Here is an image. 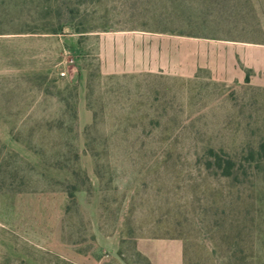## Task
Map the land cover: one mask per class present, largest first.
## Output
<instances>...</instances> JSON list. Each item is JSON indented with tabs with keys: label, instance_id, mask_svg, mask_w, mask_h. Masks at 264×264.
I'll use <instances>...</instances> for the list:
<instances>
[{
	"label": "rangeland",
	"instance_id": "obj_1",
	"mask_svg": "<svg viewBox=\"0 0 264 264\" xmlns=\"http://www.w3.org/2000/svg\"><path fill=\"white\" fill-rule=\"evenodd\" d=\"M165 41L262 44L264 0H0V264H264L263 72L177 75Z\"/></svg>",
	"mask_w": 264,
	"mask_h": 264
},
{
	"label": "crops",
	"instance_id": "obj_2",
	"mask_svg": "<svg viewBox=\"0 0 264 264\" xmlns=\"http://www.w3.org/2000/svg\"><path fill=\"white\" fill-rule=\"evenodd\" d=\"M216 45L214 48H210V52H207L206 47L197 49L195 45V51L189 53L187 51V45L189 43L180 41L178 48L172 49L170 42L165 41L162 44L163 52V69H173L174 74L181 76L193 75L198 68L204 66L211 72L218 75L222 81L230 82L234 80H242L241 67L252 69L259 72H263L264 75V43L249 44L246 41L228 42L223 41ZM245 45H252L254 49H246ZM176 46V45H175ZM204 46V45H203ZM156 45L154 39L143 38L136 42L134 45V54L136 55V61L134 68L136 72H150L154 71V65L151 64L153 59ZM159 49V47H158ZM178 53V63L170 61L171 54ZM148 55V56H147ZM189 57V58H188ZM189 59L190 62L187 60ZM251 83H257L251 78ZM264 85V79L258 83ZM138 251L144 255L150 264H183V249L182 245L173 241H163L158 239H142L137 243Z\"/></svg>",
	"mask_w": 264,
	"mask_h": 264
},
{
	"label": "built area",
	"instance_id": "obj_3",
	"mask_svg": "<svg viewBox=\"0 0 264 264\" xmlns=\"http://www.w3.org/2000/svg\"><path fill=\"white\" fill-rule=\"evenodd\" d=\"M60 76H65V72L61 71L60 73Z\"/></svg>",
	"mask_w": 264,
	"mask_h": 264
},
{
	"label": "trees",
	"instance_id": "obj_4",
	"mask_svg": "<svg viewBox=\"0 0 264 264\" xmlns=\"http://www.w3.org/2000/svg\"><path fill=\"white\" fill-rule=\"evenodd\" d=\"M54 32V31H53Z\"/></svg>",
	"mask_w": 264,
	"mask_h": 264
}]
</instances>
